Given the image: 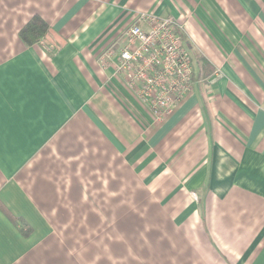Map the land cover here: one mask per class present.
<instances>
[{"label":"crops","instance_id":"obj_1","mask_svg":"<svg viewBox=\"0 0 264 264\" xmlns=\"http://www.w3.org/2000/svg\"><path fill=\"white\" fill-rule=\"evenodd\" d=\"M144 13L201 72L161 121L100 60ZM0 264H264V0H0Z\"/></svg>","mask_w":264,"mask_h":264},{"label":"built area","instance_id":"obj_2","mask_svg":"<svg viewBox=\"0 0 264 264\" xmlns=\"http://www.w3.org/2000/svg\"><path fill=\"white\" fill-rule=\"evenodd\" d=\"M183 26L172 17L141 14L123 32L120 48L110 46L101 55L106 64L116 54L115 74L147 106L153 118L163 120L193 88V65L182 37Z\"/></svg>","mask_w":264,"mask_h":264},{"label":"trees","instance_id":"obj_3","mask_svg":"<svg viewBox=\"0 0 264 264\" xmlns=\"http://www.w3.org/2000/svg\"><path fill=\"white\" fill-rule=\"evenodd\" d=\"M48 30H49L48 23H46L38 15H34L23 25V27H21V29L19 30V37L24 44L32 45L37 43L42 37H44L45 34L48 32ZM191 62H192V58H191ZM200 77H201V72L199 70H197V75H195L194 72L193 80ZM10 218L13 220V217L10 216ZM21 225L23 226V228H25V225L23 223H21ZM28 231L29 229L27 228L24 234H27Z\"/></svg>","mask_w":264,"mask_h":264}]
</instances>
